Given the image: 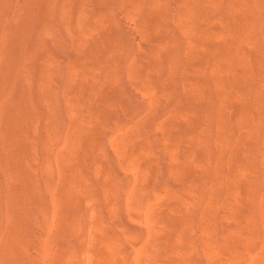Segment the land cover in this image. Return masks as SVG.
I'll return each instance as SVG.
<instances>
[{"label":"bare ground","instance_id":"bare-ground-1","mask_svg":"<svg viewBox=\"0 0 264 264\" xmlns=\"http://www.w3.org/2000/svg\"><path fill=\"white\" fill-rule=\"evenodd\" d=\"M0 264H264V0H0Z\"/></svg>","mask_w":264,"mask_h":264}]
</instances>
